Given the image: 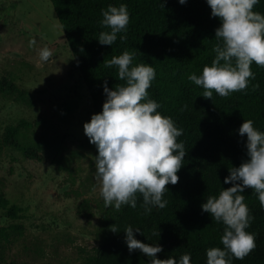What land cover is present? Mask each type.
I'll use <instances>...</instances> for the list:
<instances>
[{"label":"trees","instance_id":"1","mask_svg":"<svg viewBox=\"0 0 264 264\" xmlns=\"http://www.w3.org/2000/svg\"><path fill=\"white\" fill-rule=\"evenodd\" d=\"M62 27L66 42L77 68L92 98L94 113L102 111L106 98L103 83L109 88L125 84L118 76V66L107 67L105 62L125 50L135 52L132 65L151 64L156 77L151 82L149 97L155 99L162 115L171 116L177 127L183 129L177 141H183L186 155L178 170L179 180L168 183L162 199L164 208L153 207L144 215L142 194L136 193L137 206L123 204L120 209L106 207L101 211L98 233L99 245L82 264H148L151 259L141 250L129 252L125 242L126 226L140 227L137 239L145 243H159L163 250L159 259L179 257L191 253V264H207L206 250L221 247V236L226 227L212 219L201 208L209 195L218 196L230 175L229 169L239 167L248 159L247 135L238 129L243 120L251 119L254 127L264 131V67L251 64L254 79L246 89L220 96L213 91L212 98L203 97L204 88L188 79L195 72L202 74L205 64H211L216 53L215 29L220 19L211 16L207 0H50ZM127 4L130 20L127 32L117 34L112 45L99 43L101 31L110 28L100 24L101 9L108 5ZM163 4V5H162ZM264 13V0L254 6ZM126 35L125 40L119 37ZM234 62V61H233ZM9 134L0 140V152ZM247 206L261 207L255 189L245 187ZM0 211L9 218H19L15 205L0 194ZM254 223L264 227V213ZM115 224L117 232L111 230ZM21 230L18 225L13 226ZM10 227H0V240L8 239ZM160 230V231H159ZM159 232V235H158ZM143 233V234H141ZM231 255V254H229ZM3 259L0 253V260ZM5 264H30L7 261ZM232 264H264V256H232Z\"/></svg>","mask_w":264,"mask_h":264},{"label":"rangeland","instance_id":"2","mask_svg":"<svg viewBox=\"0 0 264 264\" xmlns=\"http://www.w3.org/2000/svg\"><path fill=\"white\" fill-rule=\"evenodd\" d=\"M44 46L53 51L48 61L39 57ZM92 114L51 1L0 0V140L9 134L0 194L21 215L0 211V227L11 228L0 240V264H82L99 245L106 206L95 175L98 149L83 127ZM248 208L254 219L246 231L256 242L249 255L264 256V227L254 223L264 207Z\"/></svg>","mask_w":264,"mask_h":264},{"label":"clouds","instance_id":"3","mask_svg":"<svg viewBox=\"0 0 264 264\" xmlns=\"http://www.w3.org/2000/svg\"><path fill=\"white\" fill-rule=\"evenodd\" d=\"M260 0H207L211 16L218 17L220 26L215 29V57L205 64L202 74L195 72L188 79L204 88L203 97L212 98L213 91L220 96L247 88L255 74L251 64L264 67V13L254 11ZM184 4L186 0H179ZM163 5V4H162ZM100 24L110 28L101 31L98 41L112 45L117 34L127 32L130 12L127 4L118 7L108 5L101 9ZM125 40L126 35L119 37ZM35 43V40L30 41ZM135 52L125 50L105 62L107 67L118 66V76L125 84L109 88L103 83L106 98L102 111L91 115L84 123V132L98 149L95 159V175L101 183V195L106 207L120 209L127 204L137 206L136 193L142 194L143 214L151 213L153 207L164 208L168 201L162 199L169 191L165 186L179 180L178 170L186 155L183 141H177L183 129L176 126L171 116L162 115L160 104L149 97L147 89L156 77L155 68L148 63L132 65ZM53 51L47 46L39 49L42 61H48ZM234 61V62H233ZM238 132L247 135L248 159L239 167L229 169L230 175L218 196L209 195L201 208L212 219L226 226L221 236V247L206 250L207 264H232V256L243 259L255 247V234L246 231L254 219L245 201V187L255 189L261 207H264V131L254 127L251 119L243 120ZM140 227L126 226L123 230L129 252L141 250L151 259L148 264H191V253L178 258L169 256L159 259L156 254L163 250L159 243H145L137 239ZM111 230L117 232L115 224ZM160 231V230H159ZM143 234V233H141ZM159 235V232H158ZM231 254V255H229Z\"/></svg>","mask_w":264,"mask_h":264}]
</instances>
